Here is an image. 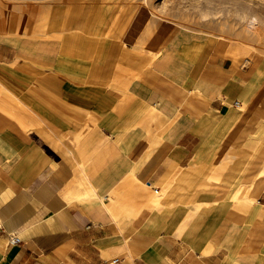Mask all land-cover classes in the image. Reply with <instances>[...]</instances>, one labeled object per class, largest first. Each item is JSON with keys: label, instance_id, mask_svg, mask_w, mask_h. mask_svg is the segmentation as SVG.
Wrapping results in <instances>:
<instances>
[{"label": "crops", "instance_id": "obj_1", "mask_svg": "<svg viewBox=\"0 0 264 264\" xmlns=\"http://www.w3.org/2000/svg\"><path fill=\"white\" fill-rule=\"evenodd\" d=\"M117 18L83 0L59 35L0 40V264H264V188L246 206L199 183L264 137L262 54L148 9L120 41Z\"/></svg>", "mask_w": 264, "mask_h": 264}, {"label": "rangeland", "instance_id": "obj_2", "mask_svg": "<svg viewBox=\"0 0 264 264\" xmlns=\"http://www.w3.org/2000/svg\"><path fill=\"white\" fill-rule=\"evenodd\" d=\"M80 1L83 0H0V40L59 35L65 31L64 19L71 7ZM108 4L118 11L113 26L119 37L139 9H148L153 17L225 40L234 53L248 61L256 53H261L264 58V0H108ZM242 123L246 124L240 121L236 127L226 125L222 129L225 134L217 135L223 140L221 144L216 143L221 146L220 151L230 155L239 150L241 136L237 135V125ZM258 138L259 143L252 155L240 163L242 175L203 176L199 177V183L214 185L224 181L229 183L230 189L233 185L241 186L240 191L220 188L218 195L221 200L228 199L231 203L244 202L246 206L255 203L259 186L264 188V137ZM259 156H262L260 160ZM255 221L262 223L264 217H252V229L256 226ZM262 225L259 244H264V223Z\"/></svg>", "mask_w": 264, "mask_h": 264}, {"label": "built area", "instance_id": "obj_3", "mask_svg": "<svg viewBox=\"0 0 264 264\" xmlns=\"http://www.w3.org/2000/svg\"><path fill=\"white\" fill-rule=\"evenodd\" d=\"M235 105L237 106L238 104L236 103ZM155 192H157V191L155 190ZM20 242H21L20 238L16 235H11L8 237V243L10 245L19 244Z\"/></svg>", "mask_w": 264, "mask_h": 264}, {"label": "bare ground", "instance_id": "obj_4", "mask_svg": "<svg viewBox=\"0 0 264 264\" xmlns=\"http://www.w3.org/2000/svg\"><path fill=\"white\" fill-rule=\"evenodd\" d=\"M85 20V19H84ZM84 23V22H83ZM79 37V35H77ZM81 38V37H80Z\"/></svg>", "mask_w": 264, "mask_h": 264}]
</instances>
